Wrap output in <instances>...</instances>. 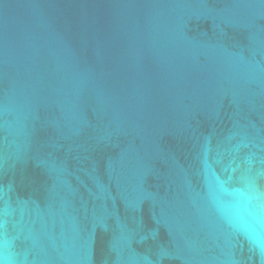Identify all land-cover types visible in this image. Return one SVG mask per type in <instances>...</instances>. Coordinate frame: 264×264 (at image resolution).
<instances>
[{
  "label": "water",
  "instance_id": "95a60500",
  "mask_svg": "<svg viewBox=\"0 0 264 264\" xmlns=\"http://www.w3.org/2000/svg\"><path fill=\"white\" fill-rule=\"evenodd\" d=\"M0 264H264V0H0Z\"/></svg>",
  "mask_w": 264,
  "mask_h": 264
}]
</instances>
